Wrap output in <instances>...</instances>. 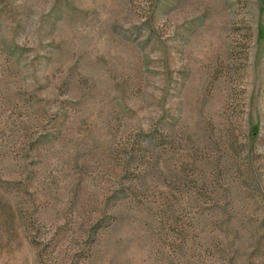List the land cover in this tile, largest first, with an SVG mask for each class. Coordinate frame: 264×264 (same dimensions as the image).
I'll return each mask as SVG.
<instances>
[{"label":"rangeland","instance_id":"1","mask_svg":"<svg viewBox=\"0 0 264 264\" xmlns=\"http://www.w3.org/2000/svg\"><path fill=\"white\" fill-rule=\"evenodd\" d=\"M0 264H264V0H0Z\"/></svg>","mask_w":264,"mask_h":264}]
</instances>
